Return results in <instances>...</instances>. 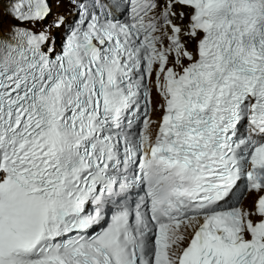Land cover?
<instances>
[{"label": "snow or ice", "instance_id": "1", "mask_svg": "<svg viewBox=\"0 0 264 264\" xmlns=\"http://www.w3.org/2000/svg\"><path fill=\"white\" fill-rule=\"evenodd\" d=\"M0 264H264V0H0Z\"/></svg>", "mask_w": 264, "mask_h": 264}, {"label": "bare ground", "instance_id": "2", "mask_svg": "<svg viewBox=\"0 0 264 264\" xmlns=\"http://www.w3.org/2000/svg\"><path fill=\"white\" fill-rule=\"evenodd\" d=\"M9 23H12V21L10 20V18L5 17L4 18V24H5V26H7ZM254 197H255L254 194L247 195V197L243 200V206H245V207H251L252 201H253Z\"/></svg>", "mask_w": 264, "mask_h": 264}]
</instances>
